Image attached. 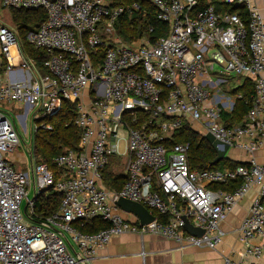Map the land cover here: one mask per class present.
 <instances>
[{
    "label": "built area",
    "instance_id": "built-area-1",
    "mask_svg": "<svg viewBox=\"0 0 264 264\" xmlns=\"http://www.w3.org/2000/svg\"><path fill=\"white\" fill-rule=\"evenodd\" d=\"M145 1L167 25L153 41L117 33L122 15H145L136 0H0V264H86L125 231L213 249L223 235L220 222L251 188L255 194L235 229L243 243L239 257L223 255L222 264H264V162L255 156L264 146V19L254 0H221L243 7L245 21L210 3L198 9L197 0ZM5 8L9 23L3 20ZM38 9L44 17L28 24L24 34L29 54L12 11ZM232 75L254 83V97L235 126L223 118L241 96L230 91ZM64 101L74 103L79 139L76 149L55 156L54 180L48 165L35 159L32 133L38 126L51 129L45 119ZM28 118L29 163L17 170L3 154L19 144L16 119ZM183 123L201 135L210 133L245 159L232 169H190L189 144L165 142ZM113 156L126 174L118 190L103 183L102 170ZM238 178L232 190L209 187ZM50 186L61 193L59 207L34 221L33 200ZM29 188L33 196L25 218L20 201ZM119 196L164 218L153 214V220L140 223L115 203ZM93 217L108 225L84 232L73 224ZM185 220L202 233L186 231Z\"/></svg>",
    "mask_w": 264,
    "mask_h": 264
},
{
    "label": "trees",
    "instance_id": "trees-1",
    "mask_svg": "<svg viewBox=\"0 0 264 264\" xmlns=\"http://www.w3.org/2000/svg\"><path fill=\"white\" fill-rule=\"evenodd\" d=\"M109 1L112 4H118L133 0ZM136 1L140 2L146 8L145 15L142 13L122 15L116 27L117 33L126 40L141 34L146 35L150 41H153L159 35L166 32L167 25L155 17V12L151 4L145 0ZM209 3L212 4L217 11H235L244 21L247 19V13L243 7L231 3H224L221 0H197V8L201 9ZM12 16L14 22L19 24L23 49L27 53L32 54L33 50L25 40L24 34L28 31L27 28L29 29V26H27L28 24H35L44 17L43 11L41 9L13 10ZM148 26H152L153 28V31L150 33L147 32ZM230 91L232 93L238 92L241 96L235 99L234 106L229 112L230 114L223 113V118L226 119L227 125H240L254 97L253 79L250 77H242V82L231 88ZM75 116L74 103L64 101L57 113L45 119L51 124L52 128L45 129L38 126L32 133V147L35 159L37 162H45L48 165L54 173V180L58 176L56 171L57 167L54 162L55 156L64 148H77L79 128L74 123ZM165 142L166 144L176 142H187L189 144L187 162L190 169H232L238 164V161L226 156L222 157L216 163H212L215 157V151L211 144L203 135L195 131L187 123L181 124L177 129L172 131L170 138ZM118 164L121 165V161L118 157H110V161L102 170L103 183L109 189H120L126 180V174L122 168L120 170L117 169ZM239 183L240 179L238 178L226 186L210 184L209 187H221L232 190ZM60 199L61 193L54 190L53 186L42 190L33 200V214L30 215L31 219L39 221L43 216L56 211L59 207ZM153 214L157 218H164V216L160 215L155 210H153ZM73 224L81 231L95 232L106 227L108 222L100 217H93L86 220H77L73 222Z\"/></svg>",
    "mask_w": 264,
    "mask_h": 264
},
{
    "label": "crops",
    "instance_id": "crops-1",
    "mask_svg": "<svg viewBox=\"0 0 264 264\" xmlns=\"http://www.w3.org/2000/svg\"><path fill=\"white\" fill-rule=\"evenodd\" d=\"M254 1L264 19V0ZM255 156L264 162V146L255 153ZM226 157L244 160L245 154L232 149L230 155L227 154ZM255 190V188L248 190L220 222L223 235L213 249L205 245H180L175 240L160 235L149 233L140 235L125 231L99 248L86 264H222L223 255L237 259L243 243L235 229L246 215ZM73 249L79 251L77 247Z\"/></svg>",
    "mask_w": 264,
    "mask_h": 264
},
{
    "label": "rangeland",
    "instance_id": "rangeland-1",
    "mask_svg": "<svg viewBox=\"0 0 264 264\" xmlns=\"http://www.w3.org/2000/svg\"><path fill=\"white\" fill-rule=\"evenodd\" d=\"M9 19H11V16L9 18L8 9L5 8L3 10V20L6 23H9ZM227 78H228V85L231 88L235 87L237 84L242 82L241 76L232 75L231 77L228 76ZM21 108H22V105L19 106L17 109H15V111L19 112V111H21ZM10 111L16 113L14 110L12 111L10 109ZM16 124H17V133H18V138H19V144L15 147V149L12 152H8V153L3 154V155H4V157H6L10 161H12V164L14 165L15 169H17V170L25 169L26 170L28 167V163H29V154H28V150H27L26 146L30 145V143H31L29 135L28 134L26 135V133L29 132L31 129V121L28 118L27 120L24 121V123H22L21 121H18L16 119ZM123 147H124V145L120 146V150H122ZM231 150H232L231 148H228L227 153L230 152ZM121 168H122V166L120 164H118L117 169L120 170ZM32 196H33L32 189L29 188L28 192H27V196L23 197L20 201V209H21L22 214L25 218H26V214L24 213L23 208L26 205L27 200L32 198ZM127 215H129V214H127ZM70 245L72 247L76 248V244L74 242L71 241Z\"/></svg>",
    "mask_w": 264,
    "mask_h": 264
},
{
    "label": "water",
    "instance_id": "water-1",
    "mask_svg": "<svg viewBox=\"0 0 264 264\" xmlns=\"http://www.w3.org/2000/svg\"><path fill=\"white\" fill-rule=\"evenodd\" d=\"M204 138L211 144L212 148L215 151V157L212 160V163H216L219 161L222 157L226 156V151L228 149V145H220V142L216 140L210 133H205ZM115 203L125 212H129L137 216L140 223H146L154 219V215L148 211V209L141 204L140 202L130 200L128 198L119 196ZM23 211H25V206L23 208ZM184 228L191 233H194L196 235H200L202 233V229L192 226L187 220H185ZM71 251L78 255V253L68 244Z\"/></svg>",
    "mask_w": 264,
    "mask_h": 264
}]
</instances>
